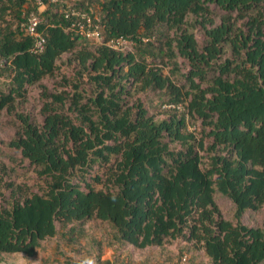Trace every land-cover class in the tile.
<instances>
[{
	"label": "trees",
	"instance_id": "trees-1",
	"mask_svg": "<svg viewBox=\"0 0 264 264\" xmlns=\"http://www.w3.org/2000/svg\"><path fill=\"white\" fill-rule=\"evenodd\" d=\"M41 2L0 0V264H264V0Z\"/></svg>",
	"mask_w": 264,
	"mask_h": 264
},
{
	"label": "built area",
	"instance_id": "built-area-1",
	"mask_svg": "<svg viewBox=\"0 0 264 264\" xmlns=\"http://www.w3.org/2000/svg\"><path fill=\"white\" fill-rule=\"evenodd\" d=\"M37 2L39 4L40 10H42L44 6H43L41 0H37ZM51 2H56V0H51ZM71 14L76 15V16L78 15L77 12H71ZM39 22H41V19L38 18L37 16H33L31 18L30 25L28 26V30L31 34L34 33L35 27ZM78 25H79L81 32H85L88 36H97V33L95 31H93V32L87 31L86 32V30H84V27L82 25H80L79 23H78ZM43 44H44L43 39L42 38L39 39V41L36 44V48L42 49ZM187 260H188V257L186 255H184L180 260H176L174 264H186ZM76 264H106V263H104L102 261H98L97 259H94V258H83Z\"/></svg>",
	"mask_w": 264,
	"mask_h": 264
},
{
	"label": "rangeland",
	"instance_id": "rangeland-1",
	"mask_svg": "<svg viewBox=\"0 0 264 264\" xmlns=\"http://www.w3.org/2000/svg\"><path fill=\"white\" fill-rule=\"evenodd\" d=\"M28 97H29L30 100H33V99H34V93H33L32 91H30ZM17 168H18V167L16 166V169H17ZM17 172L20 173L21 170H18V169H17ZM111 256H112V252H111V250H109V249H105L104 252H103V255H102V259H103V260H110V259H111ZM7 264H25V262L22 261L21 259H16V260H14V261H12V260L9 261Z\"/></svg>",
	"mask_w": 264,
	"mask_h": 264
}]
</instances>
